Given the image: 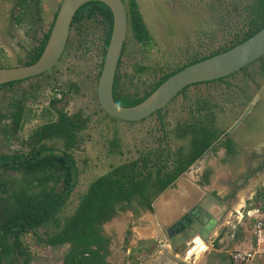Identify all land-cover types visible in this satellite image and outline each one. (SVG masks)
<instances>
[{
    "label": "trees",
    "instance_id": "obj_1",
    "mask_svg": "<svg viewBox=\"0 0 264 264\" xmlns=\"http://www.w3.org/2000/svg\"><path fill=\"white\" fill-rule=\"evenodd\" d=\"M32 1L37 4L41 2L18 0L16 3L27 5ZM123 1L129 28L136 41L144 46L152 43L153 34L137 0ZM224 1L211 4L222 13L220 19L225 17L222 7L235 4L244 5L246 14L228 25L231 30L225 32L218 47H212L207 53L196 55L175 67H171L168 61L151 65L142 61L131 64V70L125 73L127 76L139 79L148 76L149 86L144 94L123 90L120 83L122 52L114 83L115 100L123 106L136 105L178 70L228 50L263 28L264 0H229L225 1L226 5ZM41 10L39 6V11ZM57 12L58 10L49 29L38 39L31 51V58L25 64L34 63L41 57ZM21 14L19 12L13 15L18 23L22 21ZM91 18L100 19L107 27L99 62V77L112 32V9L103 1H88L77 10L72 27ZM200 18L199 27L203 30L202 33L207 34L208 28L205 25L210 24V18ZM209 26L211 36L214 37L217 27ZM1 57L0 52V59ZM256 63L258 65L255 67ZM239 73L244 78L237 81ZM246 77L256 86L257 91L263 86L264 55L229 76L183 88L176 97H183L182 107L186 108L185 113L179 114L173 121L167 119L166 107L152 114L150 117L155 116L157 125L152 128L151 139L138 147L135 154L126 158L123 156L130 153L131 149H126L120 132L119 124L122 120L109 115L101 107L97 112L99 119H93L82 108L69 112L66 107L54 105L58 99V93H55L56 101H53L52 107H45L41 115L43 123L25 136L23 130L26 124L39 117L33 107L27 105L28 99L36 96L23 93L19 97H13L7 111H0V120H5L2 127L4 138L9 141L14 139L21 146L11 153L0 152V264H32L33 251L24 240L29 235L39 246L69 244L62 264H112L109 261L112 236L105 231L106 223L126 212H131L136 217L146 211L153 212L155 200L174 186L176 180L206 151L213 148L215 152L219 146H226L228 154L234 150L228 128L255 96V93H249L252 86ZM26 80L28 79L0 84V89ZM201 84L215 89L223 86V90L204 93L200 88L197 89ZM71 87L76 93L80 90L77 83H71ZM191 87L196 88L193 94L190 93ZM95 121L105 123L110 128L109 131L101 132V136L105 140L107 155L117 161L111 162L102 173L93 175L86 186L78 191L71 210L66 211L81 174L74 151L82 148ZM110 123L115 125L111 127ZM25 146L29 147L28 151L24 149ZM9 171L15 172V175L7 176ZM211 173L212 168H208L204 174L205 182L209 181ZM254 199L256 203L264 200V187L258 189ZM131 236L132 230L128 228L126 245Z\"/></svg>",
    "mask_w": 264,
    "mask_h": 264
},
{
    "label": "rangeland",
    "instance_id": "obj_2",
    "mask_svg": "<svg viewBox=\"0 0 264 264\" xmlns=\"http://www.w3.org/2000/svg\"><path fill=\"white\" fill-rule=\"evenodd\" d=\"M17 1L18 0H0V34H2V36L4 34H9L10 32H6L7 29L5 30V28L13 24V22H16L13 15L18 13L15 12V10H17L15 7ZM216 1L219 3V0H139L141 9L144 11V19L153 34L154 41L146 46L140 44L136 41L129 28L120 68V83L122 84L123 90L129 93L144 94L148 89V76H143L139 79L125 74L126 71L131 70V64L136 61H142L147 65H151L155 62L168 61L171 67H175L176 64H183L196 55L207 53L212 47H218L220 41H222V38L225 36V32L231 30L228 25H232V22L235 23L237 18L246 14V11L243 8L244 5L240 4L227 6V8L222 7L225 12V17L222 20L220 19L222 13H219V11L211 5ZM225 1L223 3L226 5ZM61 2L62 0H41L40 4L32 1L26 5L27 9L21 11L22 23L18 24L17 30H14L15 35L17 33L16 39L18 41L13 38H7L4 46H0V52L2 54L0 59L1 66H20L31 58L30 53L34 48L36 38H40L42 32L48 30L54 18V13L58 10ZM10 5H12V8H9ZM39 6L42 8L41 11H39ZM218 8L221 9L220 4H218ZM11 11L12 15L10 13ZM40 16L43 17V20H40ZM200 17H202V19L210 18V24L208 23L205 25L208 28L207 34L202 33L203 30L199 27ZM209 25H211L212 28L217 27L214 37L211 36L212 33L209 31ZM106 30L107 27L105 23L98 18L87 19L74 25L71 29L67 48L59 62L50 70V73H43L26 81L16 83L13 86L0 89V111H7L13 97H19L23 95V93H27L29 96H36L38 98L37 101H33L30 98L27 101L28 107H33L39 114L38 118L26 124L25 130H29L35 124L44 121L41 115L45 107H47L44 97V92L48 91L47 84L54 82L62 85V83H67L69 81L77 83L80 90L75 96L66 94L69 93V91H65L60 105H65L64 107L67 106V108L73 112L80 108H85L93 119H99L100 116L97 112L101 106L97 98V83L99 62L101 60L103 39ZM257 65L258 63L255 64V67ZM242 78H244L242 73L236 76L237 81H240ZM246 80L252 86L249 93L252 95L255 93L256 95L260 89L257 91L256 86L247 79V77ZM199 88L204 93L207 91L215 93V91L218 92L223 90V86H217V89H215L208 88L205 84H201L197 87V89ZM195 91V87L190 88L191 94ZM182 102L183 97L178 96L165 106L168 120L171 121L179 114L185 113L184 111L186 108L182 107ZM3 121L5 122V120ZM3 121L0 120V152L11 153L20 148V146H17V142H12L4 138L2 131ZM110 124L111 127L115 125L112 123ZM156 125L157 119L155 116H149L145 120L120 122V132L125 141L126 149H131L128 156L135 154L138 147L151 139L153 132L152 128ZM246 126L249 128V123L245 125V128ZM245 128L238 129L239 131L235 130L234 132H236L237 135L248 136V129L246 128L245 130ZM109 129L110 128L107 127L105 123L95 121L90 131L91 137L87 139L88 150L84 144V146L79 149V153L76 154L81 174L77 189L66 211L71 210L76 202L75 197L78 191L86 186L89 179L93 175L105 171L111 163L109 160H102L101 156H99L103 147V142L99 141V136L101 132L109 131ZM250 147L251 145H246V148L249 150L251 149ZM218 158V155L215 157L210 155L209 161L215 163ZM224 171L226 172V176H228L230 171L226 168ZM14 175L15 172L13 171L7 173L9 177ZM227 181L228 177L224 178L222 176V178H217L214 181L215 183L211 186L217 187L220 193H224L225 190L222 186ZM254 183L264 185V175H254L248 178L247 183L245 182L243 185L244 187L242 186L243 188L237 192L240 201L237 202L236 206H232L227 213L232 214L233 218L236 219L233 230L234 232L239 231L238 233H240L236 241L237 247L232 248L231 251L226 254L225 260H219L212 255L208 262L209 264H264V244L259 245L257 243L250 221L247 218L242 221L240 219L239 222L237 220L239 219L238 217H240V212L243 211L245 207L253 203L255 204ZM249 200L250 202H248ZM129 227L132 229V224H130ZM24 240L26 243L30 244L31 250H34L33 253L35 252L37 255L45 253L47 257H49V262L57 264L58 256L60 255L59 249L37 246L34 240L31 239V236H26ZM245 251H248L249 254L245 255ZM235 255L238 256L235 257Z\"/></svg>",
    "mask_w": 264,
    "mask_h": 264
},
{
    "label": "water",
    "instance_id": "obj_3",
    "mask_svg": "<svg viewBox=\"0 0 264 264\" xmlns=\"http://www.w3.org/2000/svg\"><path fill=\"white\" fill-rule=\"evenodd\" d=\"M88 1L91 0H62L51 27L47 45L41 57L31 64L0 67V84L30 79L52 69L59 62L67 48L74 15ZM100 1L107 3L111 7L113 12V26L98 77L97 98L99 105L105 112L122 121H137L147 118L168 105L186 86L229 76L264 55L263 26L254 35L230 49L221 51L178 70L163 81L140 103L132 106H123L115 100L113 90L119 62L128 34V14L123 0ZM261 90L255 95L244 112L228 128V133L231 134L234 132L251 113L261 98ZM212 152L213 148L206 151L176 180L175 185L166 191L177 186L187 173L200 167L204 159ZM201 188L204 195H194V197L199 198V202L194 204L187 212L185 211L181 214L171 227L164 230V240L168 243L169 252L180 257V260H184V262H186V254L192 252L196 243L203 241L208 245L211 242L214 232L224 219L223 217L232 206H236L237 204H231L218 195L206 191L203 187ZM237 200L240 201V198L237 197Z\"/></svg>",
    "mask_w": 264,
    "mask_h": 264
},
{
    "label": "crops",
    "instance_id": "obj_4",
    "mask_svg": "<svg viewBox=\"0 0 264 264\" xmlns=\"http://www.w3.org/2000/svg\"><path fill=\"white\" fill-rule=\"evenodd\" d=\"M15 7L17 8L15 12L18 13H21L23 9H27V6L22 4L16 5ZM9 8H12V5H10ZM10 13L12 15V11ZM40 20H43V17L42 19L40 18ZM21 23L22 22H13V24L5 28V30L7 29L6 32H10L9 34H4L3 36L0 34L1 47L4 46L7 38L16 39L17 33L15 35L14 30H17L18 24ZM38 39L39 37L36 38L35 45ZM16 41L18 40L16 39ZM211 163L213 164V162ZM224 169L225 168L222 166L217 167L215 180L217 178H222V176L224 178H229L230 173L226 176ZM201 187L206 189V191L218 189L212 186H202L198 184L195 174H187L177 186L169 189L156 200L153 212L146 211L137 217L131 212H126V214H122L106 223L104 226L105 231L112 236L109 261H111L112 264H209L208 262L212 255L219 260H225L226 254L229 253L232 248L237 247V237L240 236V233H238L239 231L234 232L233 230L236 219L233 218L232 214H226L223 217L224 219L214 232L211 242L207 245L206 251H203V253L199 255L196 262H194L195 258L192 259L193 262L185 258L186 263L184 260H180V257L169 252V249L162 252L158 250L159 241L165 239L164 230L171 227L181 214L185 211L187 212L194 204L199 202V198L194 197V195H204V192L201 191ZM238 218L237 220L239 222L240 217ZM130 224H132V236L128 247L124 249V235ZM40 247L46 248L48 246ZM32 264L52 263L49 262V257H47L45 253L37 255V253L34 252Z\"/></svg>",
    "mask_w": 264,
    "mask_h": 264
},
{
    "label": "flooded vegetation",
    "instance_id": "obj_5",
    "mask_svg": "<svg viewBox=\"0 0 264 264\" xmlns=\"http://www.w3.org/2000/svg\"><path fill=\"white\" fill-rule=\"evenodd\" d=\"M137 2L139 4L140 11L143 13L144 11L141 9V5H140L139 0H137ZM128 30H129V28H128ZM50 70H48L45 73L46 74L50 73ZM71 83H73V82L68 81L67 83L66 82L62 83V85L58 84V83H54V82L48 83L47 84L48 91L44 92V97L46 99L45 105L47 107H52L53 101H56V99L58 98L54 105L56 107H64L65 105H60V102H61L62 97H63V93H65V91H69V93H66V94H72L74 96L76 95V92L71 87ZM262 88H263V90H261ZM260 90H261V98L258 100L256 105L252 109L251 113L247 116V118L244 120V122L236 128V130L241 129V128H245V125L249 123V128H247V126H246V128L248 129L249 135L248 136H242L239 134L240 135L239 136V135H237L236 132H232L231 137H232L233 142H234L233 143L234 144L233 145L234 150L231 153H229V154L227 153L228 150H227L226 146H219L215 152L213 151L210 154L213 157H215L217 155L219 156L218 160H216L215 163L212 164L209 161L210 160V155H209L208 157H206L204 159V161L202 162L200 167H197L193 171L187 173V174H191V173L195 174L197 181H198V184H200L202 186H211L213 183H215L214 181L216 178L217 167L222 166L223 168H226L228 171H230V176L228 178V181L226 183H224L222 186L223 189L225 190L224 193H220L219 191H217V189H212V190H208V191L212 192L215 195H218L219 197L223 198L227 202H230L231 204L234 202L235 203L238 202L237 197H239V196H237V192L241 188L244 187L243 185L245 184V182L247 183L248 178H250L251 176L253 177L254 175H262V174L264 175V84L260 88ZM55 93H58L57 98L54 96ZM30 99L33 101H37L38 98L36 97V98H30ZM66 109L69 112H73V111H70L67 108V106H66ZM85 111H86V109H85ZM173 120H174V118L171 121H173ZM120 122H126V121H120ZM42 123L43 122L35 124L29 130L24 129L23 130L24 135L27 136L28 133L33 128L39 126ZM246 128H245V130H246ZM89 137H91V136H89ZM87 139L84 141V144L86 145L85 146L86 149H87V141H88ZM11 141L16 142L14 139H12ZM99 141L103 142L102 152L99 155V156H101L102 160L105 159V160H109L113 163L116 162V160L112 161L113 159L111 158V156L107 155L106 150L104 148L105 147V140L102 138L101 135L99 136ZM124 143H125V141H124ZM84 144L82 146H84ZM248 144L251 145L250 150L246 148V145H248ZM17 146H20V145L18 144ZM24 149L26 151H28L29 147L25 146ZM87 150H86V152H87ZM79 151L80 150L76 149L74 151L75 155L77 153H79ZM245 154H246V156H245ZM76 157H77V155H76ZM126 157H128V153L127 154L125 153V155L123 156V158H126ZM255 161H256V163H255ZM208 168H212V173L209 174V181L205 182L204 181V174ZM254 185H255V187L253 188L254 192H255L254 198H256V194L258 192V189L263 188L264 185H260L259 183H254ZM76 189H75V191H76ZM75 191H74V193H75ZM72 197H73V195H72ZM128 228H130V227H128ZM126 231H127V229H126ZM125 236H126V232L124 235V249L127 248L128 244H129V242L127 245L125 244ZM48 247H53L55 249L60 250V255L58 256L57 264H62L63 256L68 251L69 244L65 243V244H59L56 246H48Z\"/></svg>",
    "mask_w": 264,
    "mask_h": 264
},
{
    "label": "built area",
    "instance_id": "obj_6",
    "mask_svg": "<svg viewBox=\"0 0 264 264\" xmlns=\"http://www.w3.org/2000/svg\"><path fill=\"white\" fill-rule=\"evenodd\" d=\"M247 218L252 227L257 243L264 244V200L255 204H250L240 212V219ZM248 221V222H249ZM159 251H166L168 249V243L165 240H160L158 243ZM245 255L249 254L248 251L244 252ZM238 255H235L237 257ZM245 258V257H244ZM127 264V263H123Z\"/></svg>",
    "mask_w": 264,
    "mask_h": 264
},
{
    "label": "bare ground",
    "instance_id": "obj_7",
    "mask_svg": "<svg viewBox=\"0 0 264 264\" xmlns=\"http://www.w3.org/2000/svg\"><path fill=\"white\" fill-rule=\"evenodd\" d=\"M197 249H198V251H197ZM206 249H207L206 243L203 241H200L199 243H196L195 247L192 249V252H189V254H186V259L192 261V257H193V259L195 258L194 262H196L199 255H201L203 253V251H206ZM193 252H195V253H193Z\"/></svg>",
    "mask_w": 264,
    "mask_h": 264
}]
</instances>
